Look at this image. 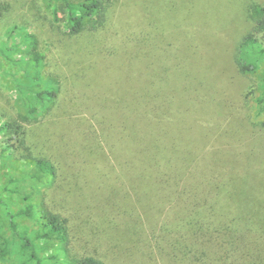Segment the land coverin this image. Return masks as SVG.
Here are the masks:
<instances>
[{
  "label": "trees",
  "instance_id": "trees-1",
  "mask_svg": "<svg viewBox=\"0 0 264 264\" xmlns=\"http://www.w3.org/2000/svg\"><path fill=\"white\" fill-rule=\"evenodd\" d=\"M44 1L55 24L70 37L103 30L110 19L108 9L115 4V0ZM263 1L250 0L253 24L235 55L240 74L258 76L261 90L255 102L260 115H264ZM9 11L10 6L0 1V21ZM138 13L131 16L139 19ZM139 36L137 45L146 43V36ZM22 47L27 49L24 55L14 58ZM81 51L84 65L93 61L90 55L102 53L86 45ZM0 52L28 79L14 76L27 115L19 116L18 122L0 115V137L17 136L18 151L29 157L20 172H9L0 186L2 262L264 264L260 250L264 242L244 229L238 231L240 222L229 220L240 218L226 209L238 189L232 185L226 189L219 161L217 169L213 167L226 153L236 155L237 143L229 148L226 143V152L219 153L221 148L213 141L210 155L194 136L196 116L189 106L172 107L167 101L154 109L146 101V90L119 93L130 92L132 97L121 107L114 103L126 102L128 96L120 99L109 88L101 96L92 83L63 89L48 85L43 80L44 55L33 34H26L15 49L0 46ZM133 53L127 68L135 69L132 79L139 80L147 75V54L141 49ZM14 149V144L2 146L0 161H10ZM9 197L21 202L16 211V203L6 200Z\"/></svg>",
  "mask_w": 264,
  "mask_h": 264
},
{
  "label": "rangeland",
  "instance_id": "rangeland-1",
  "mask_svg": "<svg viewBox=\"0 0 264 264\" xmlns=\"http://www.w3.org/2000/svg\"><path fill=\"white\" fill-rule=\"evenodd\" d=\"M0 1L10 6L0 21V46L15 49L26 34L37 36L39 51L44 55L43 80L48 85L63 89L92 83L101 89V96L109 88L120 99L128 96L126 102L114 103L121 107L132 97L130 92L119 93L132 88L135 92L146 90V101L154 109L159 110L167 101L172 107L189 106L196 116L194 136L201 139L202 148L210 155L215 150L213 141L221 148L219 153L226 152V143V148L237 143L236 155L226 153L214 161L222 166L219 171L225 176L226 189L231 185L238 189L226 209L240 217L229 219L240 222L238 231L244 229L242 232L255 235L254 240L264 242V115H260L255 102L261 89L257 87L258 76L240 74L235 65L238 45L253 24L248 15L250 0H115L103 30L85 31L76 37L68 36L55 24L44 0ZM133 12L141 17L134 19ZM142 33L146 43L137 45L135 39ZM127 36L134 38L133 42H128ZM85 45L102 50V55H90L93 61L88 65L83 64V54L80 56ZM25 48L13 57L23 56ZM135 49L147 54V75L139 80L132 79L135 69L127 68ZM121 50L124 52L120 55ZM14 76L28 82L25 73L0 52V115L18 122L27 110ZM9 138L0 137V160L2 146L14 144L15 148L10 161H0V186L6 183L9 172H20L29 162L27 154L18 151V137ZM238 138L242 139L233 140ZM229 164L235 168L230 169ZM213 167L217 169L216 164ZM6 200L16 203L15 211L21 205L10 197ZM252 213L255 218L245 216ZM251 224L255 226H245ZM260 250L264 254V247ZM0 264L7 263L0 260Z\"/></svg>",
  "mask_w": 264,
  "mask_h": 264
}]
</instances>
